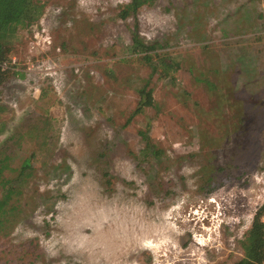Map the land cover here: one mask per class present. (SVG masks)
Instances as JSON below:
<instances>
[{"label":"rangeland","instance_id":"1","mask_svg":"<svg viewBox=\"0 0 264 264\" xmlns=\"http://www.w3.org/2000/svg\"><path fill=\"white\" fill-rule=\"evenodd\" d=\"M37 1L0 88L21 190L0 264H235L264 205V0H146L124 21L130 0ZM135 26L174 78L131 51ZM148 80L156 108L126 125Z\"/></svg>","mask_w":264,"mask_h":264},{"label":"trees","instance_id":"2","mask_svg":"<svg viewBox=\"0 0 264 264\" xmlns=\"http://www.w3.org/2000/svg\"><path fill=\"white\" fill-rule=\"evenodd\" d=\"M146 0H130L126 5L120 7L117 17L120 20H126L129 17H136L139 10L145 5ZM43 14V6L37 0H0V58L3 61L9 59V52L12 46V40L19 29L28 28L37 23ZM137 26L131 33V51L141 56L152 69L151 76L160 72L163 77H169L174 74L180 66L177 57H165L155 53L158 45H148L137 31ZM158 56V60L153 57ZM15 70L1 71L0 69V88L10 78L17 76ZM169 78H174L173 76ZM150 79V78H149ZM197 82L204 84L210 90L215 91V85L206 79L196 78ZM150 81L137 90L138 102L135 110L126 120L128 125L132 118L144 112L147 108H156L152 91L148 89ZM232 92V91H231ZM234 92H232L233 94ZM231 94V93H230ZM234 95V94H233ZM229 94L219 95V100L223 104L229 102ZM235 96V95H234ZM250 104L248 109H251ZM243 106V104H242ZM240 109V108H238ZM3 109L0 107V113ZM251 116V112L248 113ZM248 115V116H249ZM251 121V119H249ZM261 122V119H260ZM245 123V122H243ZM245 125V124H243ZM247 125V124H246ZM257 125H260L258 122ZM252 128V127H251ZM254 129V128H252ZM236 132H241L237 130ZM253 132V131H252ZM143 141L147 144L148 149L154 148L146 132L139 133ZM248 136L250 134H247ZM161 153L153 151L154 156ZM31 159H25L19 169V174L24 175L27 169H30ZM14 170L11 167V159L5 152L0 151V242L7 232L11 229L14 222V216L18 210L16 203L21 196L19 185L14 183L10 173ZM20 176V175H19ZM20 179V177H18ZM242 258L235 264H264V205L255 213L250 229L241 242Z\"/></svg>","mask_w":264,"mask_h":264},{"label":"built area","instance_id":"3","mask_svg":"<svg viewBox=\"0 0 264 264\" xmlns=\"http://www.w3.org/2000/svg\"><path fill=\"white\" fill-rule=\"evenodd\" d=\"M15 59L14 58H9L7 61H3L0 58V69L1 71H6V70H15Z\"/></svg>","mask_w":264,"mask_h":264},{"label":"bare ground","instance_id":"4","mask_svg":"<svg viewBox=\"0 0 264 264\" xmlns=\"http://www.w3.org/2000/svg\"><path fill=\"white\" fill-rule=\"evenodd\" d=\"M101 224V223H100ZM79 226H81V225H79ZM85 226H87L86 224H85ZM84 228V227H83ZM87 228H88V226H87ZM85 229V228H84ZM86 230H88V229H86ZM85 230V231H86ZM83 232V231H82ZM83 233H85V232H83ZM127 249V248H126ZM130 254V253H129ZM129 254H128V257H129ZM132 256V255H131ZM127 257V256H126ZM133 258H131L130 260H132Z\"/></svg>","mask_w":264,"mask_h":264}]
</instances>
